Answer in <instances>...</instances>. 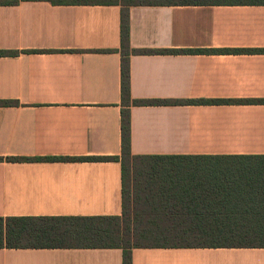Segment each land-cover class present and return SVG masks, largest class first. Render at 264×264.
Instances as JSON below:
<instances>
[{"label":"crops","instance_id":"0c3cea01","mask_svg":"<svg viewBox=\"0 0 264 264\" xmlns=\"http://www.w3.org/2000/svg\"><path fill=\"white\" fill-rule=\"evenodd\" d=\"M7 1L0 51L17 54L0 56V217L120 216V163L101 159L121 153V6L104 3L118 0ZM128 19L134 50L264 49V5L131 6ZM129 91L264 99V54H130ZM129 113L132 155H264V105ZM0 264H122V251L0 248ZM131 264H264V248H140Z\"/></svg>","mask_w":264,"mask_h":264},{"label":"trees","instance_id":"16d2710c","mask_svg":"<svg viewBox=\"0 0 264 264\" xmlns=\"http://www.w3.org/2000/svg\"><path fill=\"white\" fill-rule=\"evenodd\" d=\"M14 3L0 0V6ZM104 3L121 6V153L119 157L101 158L120 163L121 214L0 217V248L120 249L122 264H131L132 250L140 248H264V155H132L129 113L130 106L264 105V99L131 100L130 54L252 55L264 54V49L134 50L130 49L128 38V8L131 6L264 5V0H118ZM16 54L0 51V56Z\"/></svg>","mask_w":264,"mask_h":264}]
</instances>
